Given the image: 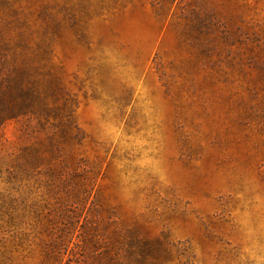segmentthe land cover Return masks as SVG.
<instances>
[{
  "label": "rangeland",
  "instance_id": "obj_1",
  "mask_svg": "<svg viewBox=\"0 0 264 264\" xmlns=\"http://www.w3.org/2000/svg\"><path fill=\"white\" fill-rule=\"evenodd\" d=\"M0 264H264V0H0Z\"/></svg>",
  "mask_w": 264,
  "mask_h": 264
}]
</instances>
